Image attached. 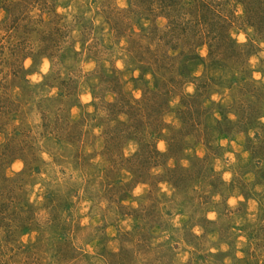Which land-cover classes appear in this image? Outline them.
Wrapping results in <instances>:
<instances>
[{
    "label": "rangeland",
    "instance_id": "374dc122",
    "mask_svg": "<svg viewBox=\"0 0 264 264\" xmlns=\"http://www.w3.org/2000/svg\"><path fill=\"white\" fill-rule=\"evenodd\" d=\"M0 264H264V0H0Z\"/></svg>",
    "mask_w": 264,
    "mask_h": 264
}]
</instances>
